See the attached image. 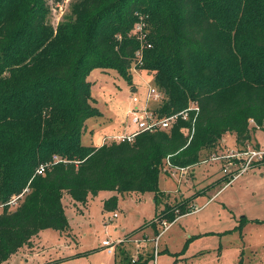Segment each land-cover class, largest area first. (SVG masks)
Segmentation results:
<instances>
[{
	"label": "trees",
	"instance_id": "1",
	"mask_svg": "<svg viewBox=\"0 0 264 264\" xmlns=\"http://www.w3.org/2000/svg\"><path fill=\"white\" fill-rule=\"evenodd\" d=\"M134 62L165 94L161 116L198 104L195 131L191 112L132 143L84 145L86 122L102 116L89 76L113 70L130 83ZM258 130L264 0H0V205L28 189L19 207L0 215V264L43 231L70 229L65 196L86 204L113 192L104 210L114 212L120 196L153 193L158 211L163 173L199 166L226 134L244 148ZM193 201L163 203L149 225L157 232L158 222L191 214Z\"/></svg>",
	"mask_w": 264,
	"mask_h": 264
},
{
	"label": "rangeland",
	"instance_id": "2",
	"mask_svg": "<svg viewBox=\"0 0 264 264\" xmlns=\"http://www.w3.org/2000/svg\"><path fill=\"white\" fill-rule=\"evenodd\" d=\"M65 8L53 9L50 19L55 25ZM137 65L132 64L130 83L113 70H95L89 76L92 97L102 116L86 122L84 145L97 147L105 136L123 133L133 107L132 90H138L143 99L149 86H154L153 77ZM241 149L264 150V131L253 133L251 142ZM237 150L235 136L226 134L214 150L204 153L198 167L186 173L169 169L161 175L159 188L167 192L162 202L174 206L194 199L191 207L196 212L170 223L157 247L162 221L157 223V232L149 224L164 204L157 211L153 193L120 196L114 212L104 210L113 192H101L86 204L65 196L70 229L62 235L43 231L38 243L34 241L6 264H154L156 251L157 264H264V161L253 163L227 185L225 178L233 179L242 169L243 162L230 165L226 159ZM115 213L118 217L111 221ZM104 240L125 243L115 244L114 253L109 254L102 246Z\"/></svg>",
	"mask_w": 264,
	"mask_h": 264
},
{
	"label": "built area",
	"instance_id": "3",
	"mask_svg": "<svg viewBox=\"0 0 264 264\" xmlns=\"http://www.w3.org/2000/svg\"><path fill=\"white\" fill-rule=\"evenodd\" d=\"M142 27H137V32L141 31ZM137 59L141 62V53L139 52L137 54ZM138 64V63H137ZM138 68V65H137ZM130 100L132 101L133 107L128 111V120L124 124L123 133H119L116 135L111 136H105L102 141V146L105 144H109L112 142L115 143H124L129 142L132 143L136 139L137 136H139L142 133H154L157 131H169L173 126L178 122L179 119H182L184 121L189 120L190 113L195 112V116L192 120V128L193 131H195V122L197 120V117L200 112V107L196 102H193L189 105V107L174 115L170 116H161L159 113V109L166 101V96L155 84L154 86H149L146 95L142 99L140 96H138V90H136L135 93H132V96L130 97ZM155 107V109H154ZM226 159L229 160V164L233 165L231 163L232 161L235 162L234 165H236V161L243 162L242 169H240L238 174H234V179L238 177L240 173L246 172L248 169L252 168L251 165L255 162H262L264 161V150H245L241 149L237 150L236 152H230L226 156ZM54 160L57 162L59 161L58 157H55ZM206 162V161H204ZM49 165H41L39 169L37 170L38 175H44L46 173L47 168ZM187 169H177L182 171L183 173H186ZM225 174L229 173V170L225 168L223 170ZM28 191L26 189L22 194L20 195H14L10 198L9 202L7 204H1L0 205V215L3 213L4 209L6 207L9 208V210H14L17 207H19L24 194ZM118 215L115 213L113 217L110 219L111 221H114ZM170 223L167 221L161 222L162 232L156 237V247L157 243L160 239V237L163 235L164 232H166L169 227ZM124 243V241H120L118 243H111L108 240H104L102 243V246L108 250L109 254H113V248L115 247V244ZM157 257L158 252H155L154 255V264H157Z\"/></svg>",
	"mask_w": 264,
	"mask_h": 264
},
{
	"label": "crops",
	"instance_id": "4",
	"mask_svg": "<svg viewBox=\"0 0 264 264\" xmlns=\"http://www.w3.org/2000/svg\"><path fill=\"white\" fill-rule=\"evenodd\" d=\"M134 90V89H133ZM133 90H132V92H133ZM126 123V122H125ZM124 126V125H123ZM116 134H119V133H111L110 135H107V136H111V135H116ZM235 136V135H234ZM104 139V138H103ZM103 139H102V141H103ZM235 140H236V136H235ZM236 145H237V143H236ZM100 146H102V143L100 144ZM98 147V146H97ZM198 167V166H197ZM196 168V167H195ZM194 169V168H193ZM162 192H164V193H167V192H165V191H162ZM112 197V196H111ZM108 200V199H107ZM194 212H196L195 210L192 212V213H194ZM191 213V214H192ZM181 218V217H180ZM57 232V231H56ZM58 233H60V232H58ZM61 235H62V233H60ZM40 237H41V234H40V236H39V239H40ZM39 239H36V240H34V241H37V243H38V240ZM23 250V249H22ZM22 250H20V251H22ZM36 253H38V252H36ZM35 253V254H36ZM25 255H31V254H27V253H24ZM34 255V254H33Z\"/></svg>",
	"mask_w": 264,
	"mask_h": 264
},
{
	"label": "water",
	"instance_id": "5",
	"mask_svg": "<svg viewBox=\"0 0 264 264\" xmlns=\"http://www.w3.org/2000/svg\"><path fill=\"white\" fill-rule=\"evenodd\" d=\"M136 92V90H133V92L132 93H135Z\"/></svg>",
	"mask_w": 264,
	"mask_h": 264
}]
</instances>
